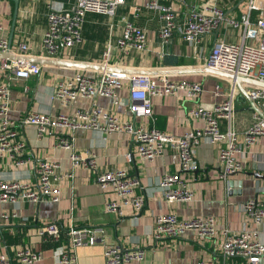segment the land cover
<instances>
[{
    "label": "built area",
    "instance_id": "built-area-1",
    "mask_svg": "<svg viewBox=\"0 0 264 264\" xmlns=\"http://www.w3.org/2000/svg\"><path fill=\"white\" fill-rule=\"evenodd\" d=\"M65 7L50 6L47 13V25L42 35V48L48 57L61 56L81 41V27L86 14L113 16L125 5L126 0H66ZM229 0H141L130 7L129 14L120 18L121 29L114 43L107 42L100 54L104 65L127 66L124 61L133 51L144 50L147 42L146 30L136 22L140 14L155 12L160 26L158 37L167 43L173 34H178L184 42L193 48V57L203 59L207 67L226 71L239 76L255 79L264 83V0H243L239 4L226 5ZM239 13V15H237ZM212 37L213 42L207 54L202 55L200 43L204 37ZM17 51L27 54L26 41L17 42ZM8 49L5 26L0 19V53ZM119 53V60L112 61L114 51ZM10 51L14 54L13 45ZM0 70L8 72V77L28 78L38 75L39 63L16 59L0 60ZM9 82L0 81V158L7 156L15 166H26L31 158L25 153L26 141L20 136L19 127L33 126L38 136L50 130H56L55 147L65 149L70 160V169L61 170L57 160L43 158L35 164L36 182L0 179V202L17 204L29 201L37 204L41 200L58 201L61 196L59 182L71 178L74 169L82 167L93 174L94 181L102 191L110 190L117 199L104 203V211L123 215V209L130 206L141 210L144 196L135 192L138 181L130 177L124 168L101 169L95 154L87 150L77 152L67 131L76 128L96 129L104 134L126 132L133 139L136 151L143 160L151 161L167 148L175 150L178 156L177 170L164 174L157 182L163 198L168 203L188 202L192 200V189L184 174L198 169L196 147L201 142L217 143V177L225 180L242 168L238 158L240 152L235 130L230 127L234 111V97L237 88L230 83L227 89L216 84L214 95L219 98L210 107L199 102L188 109V115L199 119L202 125L184 131L181 135L147 128L143 123L136 124L135 119L148 118L152 114L153 97L177 95L180 92L191 100H198L203 90L200 81L170 79L166 75H128L118 71H95L90 75L79 70L60 79L54 86L53 97L63 107H69L77 99L91 100V105L77 108L72 112L49 114L40 111L26 113L18 122L9 116ZM126 85L128 100L119 99V89ZM245 96L262 114L252 111L251 122L243 131V147L250 149L259 137L264 136V88L246 86ZM97 96L108 97L111 104L126 105L131 119H121L108 109L95 103ZM228 120L225 130L220 128V120ZM128 155V154H127ZM246 216L256 224L264 220V199H249L241 204ZM19 217L16 209L0 213V219L13 220ZM187 231L194 232L203 239H212L217 231L213 216L179 217L175 212L159 214L155 218L152 234L159 237H178ZM40 237L55 243L57 264H77L74 248L81 244H94L102 240L103 229L94 227H74L63 231L55 222L46 223L36 228ZM225 257H243L247 264H259L264 255V244L257 232L243 225L238 230H223L221 244ZM139 250H122L119 245H109L104 251L106 264H126L129 259H138ZM41 258L39 252L29 248L12 249L0 253V264H35ZM197 264H226L224 262L203 261Z\"/></svg>",
    "mask_w": 264,
    "mask_h": 264
},
{
    "label": "crops",
    "instance_id": "crops-1",
    "mask_svg": "<svg viewBox=\"0 0 264 264\" xmlns=\"http://www.w3.org/2000/svg\"><path fill=\"white\" fill-rule=\"evenodd\" d=\"M196 2L197 0H191ZM239 0H229L226 5L239 4ZM141 0H126L125 5L113 16L86 14L81 27V41L69 50H65L61 58L97 61L107 42L114 43L121 29L120 18L130 13V7ZM243 2V0H242ZM54 4L56 7L68 5L66 0H18V13L13 33L12 45L15 57L20 61H33L35 57H44V62H36L41 66L38 75L28 78L8 77V72L0 70V81L9 82L10 100L9 116L16 122L30 111L49 114L72 112L77 108L91 105V100L77 99L69 107L54 99L53 89L62 78L79 71L74 68L59 66L50 62L56 57H48L42 48V35L47 25V13ZM239 7L241 10L245 8ZM13 1L0 0V19L5 26L8 38L11 20L10 11ZM239 15V13H237ZM136 22L146 30L147 42L144 50L133 51L124 61L127 67L141 70H160L169 66L203 64V59L193 57V48L184 42L178 34H173L167 43L158 37L160 21L155 12L144 10ZM212 37H204L200 43L202 55L208 53ZM26 41L27 54L17 51V42ZM119 60L115 50L112 61ZM95 72V71H87ZM170 79L200 81L203 90L198 100H191L181 92L177 95L153 97L152 114L148 118L135 119L136 124L143 123L147 128L155 127L175 136L184 131L202 125L199 119L188 115V109L195 103L210 107L218 101L213 89L220 84L224 89L230 85L224 80L190 73L169 75ZM126 85L119 89V99L128 100ZM95 103L108 109L121 119H131L126 105L111 104L108 97L97 96ZM250 100L237 89L234 97V111L230 119V127L235 130L238 138L242 168L230 174L227 179L217 177V143L201 142L196 147L198 169L184 174L192 189V200L188 202L168 203L158 180L166 173L177 170L178 156L172 149H165L153 160L139 157L130 134L111 132L104 134L100 130L76 128L67 131L73 141V149L77 152L92 151L101 169L112 170L124 168L130 177L138 181L135 192L144 196L141 210L126 206L123 215L104 211V203L109 199H117L110 190L102 191L94 181L93 174L82 168L74 169L71 178H63L59 182L61 196L58 201L41 200L37 204L29 201L11 204L0 202V213L16 209L19 217L13 220L0 219V253L11 252L12 249L29 248L39 252L41 258L35 264H57L55 260V243L36 233L40 225L55 222L65 231L68 226L94 227L103 229V237L92 245L81 244L74 248L77 264H106L104 251L109 245H119L128 251L142 252L138 259H129L126 264H197L198 261H215L226 264H247L243 257H225L222 252L223 230H238L243 225L257 232L264 244V220L256 224L245 215L241 204L249 199H264V136L256 141L252 148L243 147V131L251 122L252 109ZM228 120H220V128L225 130ZM20 136L26 141L25 153L31 161L26 166H15L10 158H0V179L36 182L35 164L43 159L57 160L61 170L70 169L68 151L55 147L58 132L50 130L38 136L33 126L22 125ZM128 154V155H127ZM175 212L179 217L213 216L216 221V234L212 239H203L194 232L187 231L178 237L155 238L152 234L155 218L159 214ZM13 264H17L13 262ZM259 264H264V255Z\"/></svg>",
    "mask_w": 264,
    "mask_h": 264
},
{
    "label": "water",
    "instance_id": "water-1",
    "mask_svg": "<svg viewBox=\"0 0 264 264\" xmlns=\"http://www.w3.org/2000/svg\"><path fill=\"white\" fill-rule=\"evenodd\" d=\"M13 1V9L11 14V20L9 25V32H8V49L0 53V60L2 59H9L15 57V54H13L10 51V47L12 45L13 40V33L15 29L16 24V18L18 13V0H11ZM239 3L242 2V0L238 1ZM44 57H35L33 58V61L35 62H44ZM51 63L67 67V68H74L78 70H84V71H118L122 72L128 75H139V74H145V75H184V74H190V73H201L203 75H209L221 80H224L226 82L231 83L234 85L237 89L241 91L242 94L245 95V88L246 86H254V87H261L264 88V83L259 82L255 79L239 76L233 73H229L226 71L213 69L210 67H207L205 64H198V65H180V66H169L160 70H141L140 68H134V67H127V66H118L115 64L111 65H104L97 61H90V60H76V59H68V58H61L56 57L55 59L50 60ZM250 107L252 110L258 112L259 114H262L261 111L250 102Z\"/></svg>",
    "mask_w": 264,
    "mask_h": 264
},
{
    "label": "trees",
    "instance_id": "trees-1",
    "mask_svg": "<svg viewBox=\"0 0 264 264\" xmlns=\"http://www.w3.org/2000/svg\"><path fill=\"white\" fill-rule=\"evenodd\" d=\"M12 14V9H11V11H10V15ZM90 75H92L93 74V72H88Z\"/></svg>",
    "mask_w": 264,
    "mask_h": 264
},
{
    "label": "rangeland",
    "instance_id": "rangeland-1",
    "mask_svg": "<svg viewBox=\"0 0 264 264\" xmlns=\"http://www.w3.org/2000/svg\"><path fill=\"white\" fill-rule=\"evenodd\" d=\"M242 8H245V5L244 4H242V6H241Z\"/></svg>",
    "mask_w": 264,
    "mask_h": 264
}]
</instances>
